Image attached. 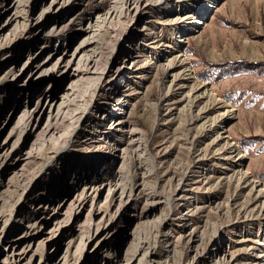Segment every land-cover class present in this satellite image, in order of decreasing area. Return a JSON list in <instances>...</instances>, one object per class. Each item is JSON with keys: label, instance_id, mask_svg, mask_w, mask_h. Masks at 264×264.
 Masks as SVG:
<instances>
[{"label": "rangeland", "instance_id": "1", "mask_svg": "<svg viewBox=\"0 0 264 264\" xmlns=\"http://www.w3.org/2000/svg\"><path fill=\"white\" fill-rule=\"evenodd\" d=\"M3 1L0 0V4ZM116 1H81L78 11L64 26L56 29L57 23H49L38 46L26 45L21 53L22 59H26L37 47L44 49L46 54L53 50L65 52L74 48L86 36L85 22L90 18L89 25L92 26V16L101 15ZM197 1L192 0L186 5L170 1L168 13H163V0H149V6L143 11V20L137 25L138 30L145 29L147 35L126 48V43L118 48L120 59L124 58L126 50L128 53L134 52L136 56L134 65H128L133 67L131 74L125 77L122 74L114 81L117 84L120 80L117 93L124 91L121 99L126 109L120 119L124 131L136 129L142 133L151 172L144 171L142 184L132 165L128 172L124 170L122 173L120 164L115 165L109 173L110 179L126 175L127 184L138 181L132 187L127 211L116 225L117 235L112 243L117 244V248L114 245L102 248L94 257L86 260L85 254H91L98 243L94 240L82 245L85 243L83 236L89 232L87 222L90 220L96 225L105 222V213L113 212L119 205L118 191L111 192L106 201L103 197L99 198V202L91 207L90 202L87 203L76 215H71L74 212L70 208L66 209L63 215L72 217L69 219L71 228L64 231L53 245L42 246L39 240L31 243L22 239L23 228L31 221L36 209L33 201L40 198L51 202L63 193L58 169L64 167L68 170L77 153L67 152L58 158L55 165L38 180L29 197L26 194L21 197V187L15 191L4 190L1 186L13 177L12 173L14 175L22 167L21 175L29 180L49 158L25 161V153L29 151L34 138L25 139L22 126L16 123L26 99L20 102L21 96H17V91L10 94L0 90V119L8 114L7 120L0 126V157L3 146L7 150L11 146L16 149L12 169L0 176L3 184L0 186V226L12 211V222L16 224L5 230L3 238L6 242L3 245L6 254H0V264H52V259L60 250L67 252L68 264H115L118 259H127L133 253L137 238L145 242L140 244L142 247L152 248V254L146 258L148 264L164 262L166 258L169 264H264V211L258 207L255 189L238 183L239 174L233 162V153L225 148L224 141L212 144V139L220 131L202 128L212 119H220L229 140L245 156L241 170L264 188V0H218L215 7L201 17L203 20L197 32L183 36V43H180L179 50L189 67L190 78L187 79L183 77V64L176 57V46L179 44L175 36L197 20L194 14ZM212 1H207L205 8H209ZM42 5H36L33 14H39ZM179 9L183 12L181 17L184 15L186 19L190 16L185 20L189 23L184 21L173 25L171 20L177 15L172 12ZM13 29L14 23L8 22L6 16L0 18V39ZM103 41L110 42V36L105 35ZM160 44L169 46L166 58L171 67L168 69L160 58L161 52L157 48ZM102 57L101 63L105 65L109 59L108 52ZM19 68L11 67L5 61L1 63L0 81L10 70L17 72ZM113 75L111 73L107 78L111 80ZM18 77L19 83H23L27 74L21 71ZM173 78L176 79L175 86L171 84ZM103 82L106 83L105 80ZM199 85H206L217 99L229 104L233 108L232 114L223 117L224 108L213 106L195 118L205 102L199 99L193 103L192 113L188 104L193 97L192 87ZM105 88L95 93L96 99L101 98L102 101L115 96L111 95V87H108L109 90ZM57 92L61 94L60 90ZM85 99L90 102V98ZM28 100L34 102V106L38 105L36 94ZM13 110L16 111L12 115ZM99 114L111 115L114 111L110 109L101 113L93 109L90 113L96 120ZM44 122H41L38 132H41ZM65 127H59L60 132L52 136L53 141L64 132ZM91 132L90 125L83 127L80 124L78 133L84 138L76 149L87 147L90 139L85 138H90ZM119 145L124 152L137 147L129 139H123ZM203 152L204 158L201 157ZM98 205H101L100 215L94 211ZM147 205L149 211L145 213ZM102 213L105 215L101 219ZM29 243L30 249L27 247ZM21 249L26 251L22 261L16 258ZM141 255L142 251L137 253L135 262L131 264H141ZM56 264L64 263L61 260Z\"/></svg>", "mask_w": 264, "mask_h": 264}, {"label": "bare ground", "instance_id": "2", "mask_svg": "<svg viewBox=\"0 0 264 264\" xmlns=\"http://www.w3.org/2000/svg\"><path fill=\"white\" fill-rule=\"evenodd\" d=\"M81 1L83 0H50L49 2H46V0H4L0 4V18L6 16L8 22L14 23V29L0 39V65L5 61L11 67L20 66L17 72L16 70H10L4 75L0 81V90H6L10 94L17 91V96H21L20 102L22 99H26L16 123L22 126L25 139L34 138L29 151L25 153V161L31 158L43 159L46 156L49 158V161L45 164L43 163L44 165L41 169L33 173L29 180H25L21 175V167L20 171H16L14 175L12 173L13 177L5 182L4 185L0 179V186L3 185L1 187H4V190L7 192L15 191L21 187L23 188L21 197L25 194L28 196L37 186V182L41 176L50 167L55 165L54 162L58 158L60 159L67 152L77 153L76 159L70 162L72 164L68 166V170L64 169V167H62L63 169H58L59 182L61 184L63 182V193L56 196L51 202L43 201L40 198L33 201L36 209L32 214L33 218L31 221L23 228L22 239L26 242L30 240L31 243L33 240L36 242L39 240L38 242L42 246H51L58 241L64 231L71 228L69 219L72 217L67 218L63 215L66 209L70 208V211L74 212L71 215H76L84 209L87 203L90 202L91 207L92 204L99 202H97L99 198L103 197L104 201H106L111 192L118 191L119 205H117L113 212L107 211L106 215L102 213L100 216L101 219L104 215L106 216L105 222H98L99 224L97 225L90 220L87 222L89 232L83 236L85 243L82 246L94 240H97L98 243V247L91 254H85V259L89 260L102 248L111 247L112 245L117 248L118 245L112 243L117 235L116 225L122 219V214L127 211V203L131 197L132 187L139 180L142 184L145 177L144 173L151 172L148 162L147 145L142 133L136 129L124 131L123 121L120 119L126 109V104L121 99L124 91L120 90L117 93L120 80L117 84H114V81L120 78L122 74H124V77L131 74L133 67L129 66L135 62L136 56H134V52L128 53V50H126L124 58L120 59L118 50L122 43H126V48L135 41L143 40V37L147 35L145 29L139 31L137 25L143 20V11L149 6V0H117L113 6L101 15L92 16L94 20L92 26L89 25L90 18L85 22L87 24L84 32L86 36L74 48H69L65 52L64 50H53L46 54L44 49L37 47L26 59H22L21 53L26 45L33 46L37 44L38 46L42 36L47 32L45 29L49 23H54V25L57 23L56 29L60 26L62 27V25L64 26L78 11ZM170 1L173 4H187V2H191L192 0H163V13H168V5L169 7L171 6V3L168 4ZM207 1L209 2V0L197 1L194 11V14L197 15V20L175 36V41L179 44L176 46V57L183 64V77L187 79L190 78L188 76L189 67L179 50L180 43H183V36L197 32L203 20L202 18L218 2V0H213L209 8L208 6L205 8ZM40 3L43 4L41 12L37 15L33 14V9ZM172 13L175 16L177 15L175 19L171 20V22H174L173 25L185 20L187 21L190 17L187 16L186 19L184 15L181 17L183 14L181 9L175 10ZM105 35L110 36V42L104 43L103 37ZM157 48L160 49L161 60L165 62L164 67L168 69L171 65L166 58L169 54V46L167 44H160ZM105 52H108L109 59L105 65H102V56ZM21 71L22 74H27L26 80L23 83H19L18 75ZM111 73H114V75L109 80L107 77ZM91 75L95 77L92 78ZM104 80L106 83L103 82ZM171 84L173 86L176 85L175 78L171 80ZM105 86V89L111 87V95L115 96H109L100 101L101 98L96 99L95 93ZM59 90L61 94L57 92ZM191 91L193 93V97L191 98L193 102L190 103V99L188 104L190 113H192V108L194 107L193 103L197 100L200 99L205 102V105L200 108L195 118H199L213 106L224 108V112L221 115L223 117L232 114L233 108L226 102L217 99L208 90L206 85L194 86ZM34 94H36L39 100L37 106H34V102L28 100ZM86 97L90 98V102L85 99ZM93 109H97L101 113L113 109L114 114H99V119L96 120L90 115ZM15 111L13 110L12 115ZM7 116L8 114L0 119V126L7 120ZM43 120L45 122L41 127V132L40 130L38 132L37 130L40 128ZM80 124L83 127L90 125L92 136L85 138V140L90 139L86 148L81 147L76 149L75 147L84 138L83 135V137H80V133H78L80 131ZM63 125L66 126V130L64 129V132L53 141L52 136L60 132L59 127ZM202 128L212 132L214 130L220 131L212 139V144L216 145L220 141H224L225 148L233 153V162L239 174L237 178L238 183H245L251 186L252 189H255V198H258L259 201L258 207L264 211V188L260 187L258 181L251 179L246 171L241 170L245 156L240 152L237 145L229 140L220 119H212L206 126L203 124ZM47 136L48 139L46 140ZM123 139H129L131 143H136L137 147L135 149L129 148L124 152L119 147V142ZM58 141L62 143L56 144ZM42 148H44L43 152ZM1 150L3 153L0 157V176L12 169V158L16 152L15 146H11L9 150L3 146ZM204 156L205 153L203 152L201 157L204 158ZM62 162L63 160L61 159L60 163ZM118 164H120L119 169L121 173L124 170L128 172L129 167L132 165L133 172L136 175L138 174V181L133 180L132 185L127 184L128 179L126 175L122 176L120 175L121 173L119 174L120 176L110 179L108 177L109 173ZM105 166L107 168L104 170ZM60 183L57 184L60 185ZM79 185L81 187L77 189ZM149 197L152 198V196ZM100 206L98 205L94 210L99 215L102 211ZM144 211L145 213L149 211L148 205ZM184 213L186 214V212ZM12 215L13 211L8 214L7 219H4L5 222H2L0 226V254H6V247L3 245L6 242L5 238H3L5 230L16 226L15 222H12ZM140 241L137 238L133 253L127 259H118L115 264H131L136 254L140 251H142V255L139 262L141 264H148L146 258L152 254V248L142 247L140 244H145V242L143 240ZM29 245L30 243L27 247ZM218 252L221 251L218 250ZM25 253L26 251L21 249L16 254V258L20 261L24 260ZM164 254L168 256V253L165 252ZM216 254H218L217 251ZM55 255L54 258L52 257V264H56L57 261L61 260L64 264L68 262L69 257L66 251L60 250ZM167 259L164 262L156 264H169ZM232 261L235 262V260Z\"/></svg>", "mask_w": 264, "mask_h": 264}]
</instances>
